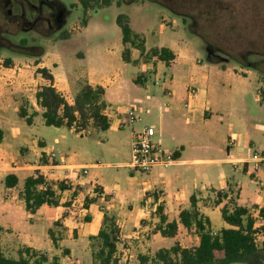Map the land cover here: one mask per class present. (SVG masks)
Masks as SVG:
<instances>
[{"label": "crops", "instance_id": "crops-1", "mask_svg": "<svg viewBox=\"0 0 264 264\" xmlns=\"http://www.w3.org/2000/svg\"><path fill=\"white\" fill-rule=\"evenodd\" d=\"M112 5L113 2L108 7ZM128 18L132 30L142 36ZM89 22L90 19L74 35L60 39L59 44L79 42ZM117 33L120 44L115 51L121 61L116 69L100 61L102 57L94 61L88 48L80 51L72 47L64 53L46 49L35 64L31 60L24 67L0 68L2 253L4 247L51 252L56 245L48 235L51 229L59 237L57 246L68 250L71 258L82 254L85 257L87 250L91 256L90 238L103 228L105 217L115 222L118 243L129 244L130 239H137L139 253L154 254L175 243L183 248L195 247L199 237L190 234L178 221L179 212L189 209L192 195L197 199L198 210L209 218L213 233L232 227L221 218L223 205L229 210L234 203L245 207L259 222L257 225L261 223L257 208H264V167L253 171L250 162L253 153H264V81L259 74L234 64L203 62L190 48L189 40L180 34L178 24H159L151 47L144 39L146 51L153 47L171 50L174 59L169 65L156 57L143 61L136 48H130L134 62L127 63L121 58V31L120 35ZM39 67L49 70L53 85L71 105L80 83L104 88L109 127L104 131L95 130L101 131L98 147L102 154L112 158L125 156L124 160L83 163L79 161L80 153L72 152L61 140L66 138L65 134L53 139L48 137L43 126V109L37 105L35 93L50 81L37 72ZM191 86L197 93L188 97ZM21 105L27 108L28 114L36 112L31 124L18 116ZM129 106L135 108L137 121L144 122L143 125L119 126ZM145 126L154 127V141L158 145L168 152L178 151V155L169 166H155L147 173H140L129 167V161L135 134ZM49 127L68 129L81 138L65 126ZM49 155H53L52 165ZM101 166L116 168L111 182L100 173L91 177L87 171ZM39 172L54 189L59 205L43 204L32 213L25 209L20 194L25 179ZM7 175L16 177V185L5 186ZM58 181L67 185V189H57ZM219 196L221 202L216 205ZM85 198L89 199L86 204ZM67 202L70 204L64 205ZM159 203L163 204L167 221H177L174 237L153 232L158 222L155 210ZM212 215L217 217V225Z\"/></svg>", "mask_w": 264, "mask_h": 264}, {"label": "rangeland", "instance_id": "rangeland-1", "mask_svg": "<svg viewBox=\"0 0 264 264\" xmlns=\"http://www.w3.org/2000/svg\"><path fill=\"white\" fill-rule=\"evenodd\" d=\"M30 1L36 5L39 4V0ZM116 1L118 0H112L114 5L110 7L94 8L85 13L78 0H55L53 3L55 6H52L51 10L57 14L56 19L51 20V24L47 25L43 19L44 13L39 12L41 18H37L34 26L29 24L27 20L19 19L20 10L18 6H1L0 68L6 67L4 63L6 59L12 60L10 65L12 68L14 65H16L15 67H24L31 60L35 64L39 58L36 55L41 51V48L44 52L46 49L49 51H57L58 49L64 53L72 47L80 51L88 48L94 61H98L102 57L103 60L100 61L107 62L111 69H116L121 59L120 54L115 51L117 45L120 44L117 33L118 31L120 35V30L116 25L115 17L118 14H125L130 17L134 27L144 39L146 38V43L150 47L155 43V34L159 24L164 23L169 26L178 24L180 34L184 39L189 40L190 48L200 56L203 62H206V54L210 53L219 61L220 65L255 64L264 69V0H138L137 3L133 4L115 5ZM58 6L59 11L54 10ZM7 9L10 11L9 14ZM12 16H15L17 21L10 19ZM89 19L88 29L85 33L83 32V37L79 42L71 40L68 41L69 43H64V46L59 44L63 37L74 35L80 31L83 21L86 20L87 22ZM166 29L170 32L169 27ZM23 38L26 39L24 49L18 47ZM15 50L26 51L33 56ZM83 85L82 82L77 86V92ZM143 123L136 121L133 124L141 126ZM43 126L47 128L45 131L50 139L65 134L66 138H61V140L67 143V147L72 152L80 153L82 156L80 162L103 164L126 158L125 156L112 158L107 154H102L98 147V145L101 146V131H95L98 128L93 124L92 119H88L84 127L89 133L80 135L81 138L75 136L73 132H69L68 129L55 130L49 126ZM87 171L91 177L100 173L109 182L112 181L117 172L116 168L105 166L98 169L88 168ZM122 171L125 172V170ZM47 177L49 176L47 175ZM212 218L217 225V217L212 215ZM258 223L256 222V225ZM57 229L59 228H55V230ZM53 232V237L56 240L59 237L56 236L55 231ZM144 239L147 240V237ZM262 240L261 236L256 237L258 245ZM119 241L120 239L117 237L113 255L116 264H140L138 261L139 254L151 258L154 256L147 251L139 253L136 249L137 239H133V241L130 239L129 244L125 243L124 245H120ZM99 246L100 243L97 240H92L90 243L91 256L87 250L85 257L82 254L78 258H71L63 250V247L57 246L56 243L51 252L36 251L37 255L34 258L45 257L46 263L56 259L61 264H98L97 261H93L92 255L98 251ZM19 248L4 247L2 254L6 258L17 259ZM24 257L28 258L27 255ZM32 260L33 258H30V262ZM229 264H264V251H261L259 256L250 262H230Z\"/></svg>", "mask_w": 264, "mask_h": 264}, {"label": "trees", "instance_id": "trees-1", "mask_svg": "<svg viewBox=\"0 0 264 264\" xmlns=\"http://www.w3.org/2000/svg\"><path fill=\"white\" fill-rule=\"evenodd\" d=\"M137 2L138 0L126 2L118 0L116 4H133ZM79 3L86 13L90 9L107 7L112 3V0H79ZM115 22L122 34L123 50L121 58L124 62H134L131 60L130 48L139 50L140 57L146 62L152 57H156L166 65H169L170 61L174 59V54L165 47H153L146 51L144 38L132 30L127 15H116ZM83 25H86V20L83 21ZM19 45L18 47L24 49L26 47V39H21ZM15 51L33 56L26 51ZM43 54L44 50L41 48L36 57H40ZM206 61L219 64V61L210 53L206 54ZM4 63L6 67H10L12 60L6 59ZM240 64L241 67L256 71L261 80H264V69L260 65ZM37 72L50 81L49 85L40 87L35 93L36 103L43 109L42 117L46 126H65L70 128L71 124L76 122L77 126L84 128L87 120L92 119L93 124L98 129L103 131L108 129L109 121L103 114L106 102L104 100L105 91L102 86L84 84L75 94L74 103L71 105L53 85V76L46 67L37 68ZM134 81L136 83L137 79L135 78ZM35 115L36 112L28 114L27 108L23 105L19 107L18 116L24 118L27 124L32 123ZM173 154L176 157L178 151ZM4 183L6 187H13L16 185L17 179L15 176L7 175ZM39 185H42V187L39 188ZM56 187L59 190H64L68 186L62 181H58L56 182ZM95 189L98 190V188ZM20 195L24 200L25 209L32 213L43 204L50 206L59 205L54 189L39 174L25 179ZM154 199L156 201L157 196L154 195ZM189 201V209H183L179 212L178 221L190 234H196L199 237L198 245L183 248L178 243H175L168 249L157 250L152 258L139 254L138 261L140 264H229L230 262H250L252 259H256L261 251H264V238L260 247H257L255 242L258 234L264 236V208L255 206V209H258V217L261 220V223L256 226V218L247 208L234 203L232 210H229L227 205H223L220 209L221 218L232 227L222 228L218 232L213 233L209 218L198 210L196 197L194 195L190 196ZM87 202H89V199L85 198V204ZM220 202L219 196L215 204L218 205ZM69 204L67 202L64 205ZM155 214L158 217V222L154 226L153 232L159 233L163 237H174L177 233V221H167V217L163 213L162 203L156 206ZM57 224L58 221L55 222V225ZM48 235L53 244H56L51 229H49ZM117 237L118 229L115 222L112 218L105 217L103 228L98 231L96 236L90 238L91 241L97 240L100 243L98 251L92 255L93 261H97L98 264H116L113 255L116 249L115 242ZM65 251L68 253V250ZM17 253V259L6 258L2 254L0 246V264H61L56 259L46 263L47 259L45 257L34 258L37 255L36 251L29 247L19 249ZM24 255H27L28 258H25ZM30 258H33L32 262H30Z\"/></svg>", "mask_w": 264, "mask_h": 264}, {"label": "built area", "instance_id": "built-area-1", "mask_svg": "<svg viewBox=\"0 0 264 264\" xmlns=\"http://www.w3.org/2000/svg\"><path fill=\"white\" fill-rule=\"evenodd\" d=\"M197 93V89L193 86L188 88V97H192ZM103 114L108 118V114L105 109ZM139 119L135 108L129 106L126 111V118L124 122H121L119 126H123V123L132 124ZM74 132L79 133L80 135L89 133L85 128H81L76 125V122H73L70 126ZM155 129L153 126H145L135 134V139L131 145V155L129 161V167L140 173H147L155 166H169L175 161V156L172 152L164 150L160 145L154 141ZM53 155H49V164L52 165ZM250 162L252 163V170L257 171L264 167V153L255 152L251 155ZM85 172V170H83ZM44 178L45 175L42 172L37 173ZM36 174V175H37ZM35 175V176H36ZM46 182V181H45ZM262 239L264 236L258 234ZM256 242V241H255ZM257 244V243H256ZM257 244V247H260Z\"/></svg>", "mask_w": 264, "mask_h": 264}, {"label": "flooded vegetation", "instance_id": "flooded-vegetation-1", "mask_svg": "<svg viewBox=\"0 0 264 264\" xmlns=\"http://www.w3.org/2000/svg\"><path fill=\"white\" fill-rule=\"evenodd\" d=\"M54 1L55 0H39L38 2L39 4L36 5L32 3L30 0H0V7L1 6L8 7L12 5L18 6L20 10L19 19H22L24 21L27 20L29 24H32V26H34L37 18H41L39 16V12H43L44 13L43 19L45 20L47 25H50L51 20L54 21L57 17L56 16L57 14H55V12L51 10L52 6H55L53 4L55 3ZM54 10L59 11V6L55 7ZM7 13L8 14L10 13L9 9H7ZM45 14H50V15H45ZM10 19H14V21H17V18L15 16H12V18Z\"/></svg>", "mask_w": 264, "mask_h": 264}]
</instances>
